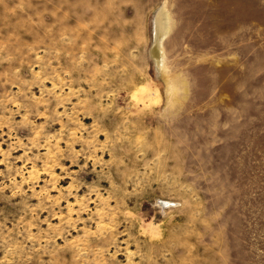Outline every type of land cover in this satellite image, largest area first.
Returning a JSON list of instances; mask_svg holds the SVG:
<instances>
[{"label": "rangeland", "instance_id": "374dc122", "mask_svg": "<svg viewBox=\"0 0 264 264\" xmlns=\"http://www.w3.org/2000/svg\"><path fill=\"white\" fill-rule=\"evenodd\" d=\"M0 264H264V0H0Z\"/></svg>", "mask_w": 264, "mask_h": 264}, {"label": "bare ground", "instance_id": "6f19581e", "mask_svg": "<svg viewBox=\"0 0 264 264\" xmlns=\"http://www.w3.org/2000/svg\"><path fill=\"white\" fill-rule=\"evenodd\" d=\"M157 50H158V49H156L155 52H158ZM157 55H158V54H157ZM160 202L163 204V206L168 204V202H166V201H164V200H161ZM170 204H171V203H170ZM169 206H170V205H169Z\"/></svg>", "mask_w": 264, "mask_h": 264}]
</instances>
